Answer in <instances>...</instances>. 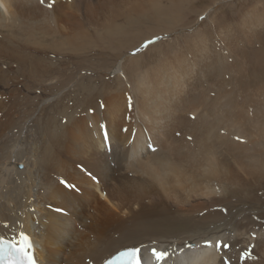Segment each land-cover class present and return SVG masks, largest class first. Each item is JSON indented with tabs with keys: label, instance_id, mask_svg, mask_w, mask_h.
<instances>
[{
	"label": "bare ground",
	"instance_id": "1",
	"mask_svg": "<svg viewBox=\"0 0 264 264\" xmlns=\"http://www.w3.org/2000/svg\"><path fill=\"white\" fill-rule=\"evenodd\" d=\"M52 2L0 0V236L18 221L42 264L142 245L264 264V0Z\"/></svg>",
	"mask_w": 264,
	"mask_h": 264
},
{
	"label": "snow or ice",
	"instance_id": "2",
	"mask_svg": "<svg viewBox=\"0 0 264 264\" xmlns=\"http://www.w3.org/2000/svg\"><path fill=\"white\" fill-rule=\"evenodd\" d=\"M41 4L45 3V0H40ZM54 6V0L52 3H48V8H52ZM201 19H204V17H201ZM161 37L157 36L152 39H148L144 41V43L140 46V48H137L135 52H133V55L138 54L141 49H147L150 45L155 44L158 40H160ZM127 103L129 110L133 107V98L131 96L127 97ZM99 107L104 108L106 105L101 101L99 103ZM89 111H94L93 109H89ZM193 120L196 118L193 116ZM67 121H65L66 123ZM99 131L102 134V141L104 145L106 146V150H111V135L108 129V125L106 123H100L99 124ZM122 131L128 132V128H123ZM132 141H129V144L135 140L136 133L132 132ZM177 136H180V132H176ZM188 140H192L193 137L189 135L187 137ZM236 140H240V137H235ZM151 138H149V142H146V147L150 149L153 153L157 151V148L153 145V143L150 142ZM84 170V169H82ZM86 171V170H84ZM87 175L95 180L96 177L91 173L88 172ZM60 183L69 191H79L77 185L75 183L69 182L66 179H62ZM49 209L53 211L55 214H59L61 216H67L69 215L68 211L62 207V206H53L51 204L48 205ZM34 211V209L32 210ZM18 227L20 230L18 232V238L14 239H6L3 236H0V260H3V264H37V260L35 258V243L33 241L32 236L28 234V232L24 229V226L22 224H19V222H4L3 228L9 229L10 226ZM184 247L189 249L190 251L193 248L199 247V245H195L192 243L185 242ZM203 247H207L210 249H214L217 253H219L222 249H226L229 247L228 243L223 240L219 239H210L205 238L203 241ZM146 251V246L144 248ZM181 251H184V248H181ZM121 255H129L134 257L132 264H147V262L144 260V251H142L141 247H131L128 248L125 252H122ZM151 255L155 258L156 264H163L164 261H166L170 257V253L167 250L164 251H158L157 248L152 247L151 248ZM244 257H248L250 253L248 251H245L243 253ZM222 261V264H230V259H225L224 257L220 258ZM105 264H109V261H105ZM191 264H199L198 258H193L191 260Z\"/></svg>",
	"mask_w": 264,
	"mask_h": 264
},
{
	"label": "rangeland",
	"instance_id": "3",
	"mask_svg": "<svg viewBox=\"0 0 264 264\" xmlns=\"http://www.w3.org/2000/svg\"><path fill=\"white\" fill-rule=\"evenodd\" d=\"M201 20H203V22L205 21V18L204 19H198V23H201L202 21ZM195 27V26H194ZM191 30H196V29H191ZM188 31H190V29L188 30L187 29V31L185 32V34H183V35H186V33L188 32ZM178 32H181V31H178ZM169 33V34H162V42H164V44L166 43V42H169L170 41V39H172V40H174L175 41V39H178V38H182V36L183 35H180L179 33ZM167 35V36H166ZM169 36V37H168ZM173 36V37H172ZM172 37V38H171ZM169 38V39H168ZM168 39V40H167ZM178 40H181V39H178ZM144 43V42H143ZM143 43H140V44H138L137 46H136V48H135V51H136V49L137 48H140V46L143 44ZM150 48V46L147 48V49H143L142 50V52H144L145 51V53H146V51L148 50ZM131 52H133V51H131ZM131 52H129V53H131ZM106 78V80H108V79H110V78H108L109 76H105ZM111 77V76H110ZM251 208H249V211H252V209L250 210ZM253 221H254V223H256V224H263V222H259L258 221V219H257V217L256 218H253ZM76 225H78V224H76Z\"/></svg>",
	"mask_w": 264,
	"mask_h": 264
}]
</instances>
